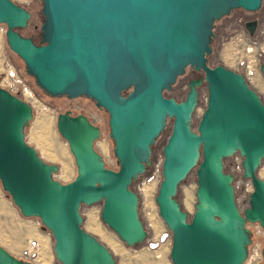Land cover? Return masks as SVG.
Masks as SVG:
<instances>
[{
    "label": "water",
    "instance_id": "water-1",
    "mask_svg": "<svg viewBox=\"0 0 264 264\" xmlns=\"http://www.w3.org/2000/svg\"><path fill=\"white\" fill-rule=\"evenodd\" d=\"M263 0H42L41 44L21 35L31 17L12 0H0L6 41L27 74L48 95L85 96L109 114L118 170L95 150L100 128L83 115L58 114L57 129L74 157L76 176L62 183L56 164L41 159L25 141L32 107L0 87V182L25 217H38L53 238L61 264H116L112 252L81 224L82 205L102 203L101 219L128 246L147 231L131 184L151 164L152 147L172 120L162 146V179L155 196L171 231V264H244L251 243L247 222L264 229V102L243 74L211 67L215 21L241 8L257 11ZM250 36L257 21L247 20ZM186 67L204 72L207 104L191 126L203 78L188 83L185 98L170 91ZM264 76V62L260 64ZM128 93H125L128 91ZM238 153L253 191L241 211L234 175L223 160ZM197 166L192 218L177 200L181 182ZM264 264V247L262 249ZM0 264H32L0 245Z\"/></svg>",
    "mask_w": 264,
    "mask_h": 264
},
{
    "label": "rangeland",
    "instance_id": "rangeland-1",
    "mask_svg": "<svg viewBox=\"0 0 264 264\" xmlns=\"http://www.w3.org/2000/svg\"><path fill=\"white\" fill-rule=\"evenodd\" d=\"M19 6L30 12L31 17L25 28H18L17 31L25 37H37L41 33V26L44 22L42 15V0H12ZM259 20V27L253 36H250L244 28L247 20ZM6 25L0 23V87L5 88L2 81L5 70L11 66L16 70L24 82L34 92L37 101H26L32 107L33 117L25 127V141L35 148L41 159L50 164H56L59 170L54 173V178L62 183L72 181L76 176V165L74 157L69 150L67 141L60 135L57 129V116L60 113L69 111L71 115L83 114L89 121L100 128L101 135L95 141V150L102 156L106 167L118 170L119 164L114 156V142L110 138L108 124L109 114L103 108L97 107L94 100L85 96L69 99L66 96H50L39 88L33 76L27 74L23 60L10 50L6 36ZM214 36L211 40L212 52L207 56V64L211 67L223 65L224 67L245 73L246 65L249 63L257 74L258 81L246 79L249 86L253 88L264 102V76L260 72V64L264 62V0L257 11H246L241 8L234 9L231 13L215 21L213 28ZM197 71L186 67L185 72L179 75L172 85L170 91L164 90L167 97H173L176 101L185 98L188 90V82L197 75ZM129 91V90H128ZM198 103L192 114V128L196 130L200 118L207 104V86L202 84L199 89ZM172 120H167V126L156 140L153 146L151 164L146 172L137 180L133 181L131 188L139 198L138 212L148 236L151 235L144 203L147 197L154 198L156 193L147 194L143 189L145 184L151 185L155 182L158 168L162 165V146L171 133ZM224 169L234 175L233 186L235 201L238 208L243 211L248 206L250 191L249 181L243 178L242 157L238 153L223 160ZM197 166L188 174L186 179L180 183L177 191V200L182 209L187 213L190 220L193 216L196 204L197 189ZM258 175L264 180V158L258 168ZM152 191V189H150ZM102 203L82 205L80 213L83 218L82 228L94 235L112 252L116 264H171L169 248L151 250L144 242L128 246L118 235L110 229L101 219ZM254 234V226H251ZM46 236L45 248L42 245L41 264H61L54 255L53 238L48 229L43 228L38 217L23 216L18 207L12 202L10 195L2 188L0 182V245L18 254V249L34 238L35 233ZM264 244V241H263ZM21 253V252H20Z\"/></svg>",
    "mask_w": 264,
    "mask_h": 264
},
{
    "label": "built area",
    "instance_id": "built-area-1",
    "mask_svg": "<svg viewBox=\"0 0 264 264\" xmlns=\"http://www.w3.org/2000/svg\"><path fill=\"white\" fill-rule=\"evenodd\" d=\"M254 74L255 69L248 63L246 65V70L243 76L246 79H251L250 77ZM2 81L5 85L6 90L18 96L22 100L24 99L28 102L29 100H31L32 102L37 101L34 92L24 82V80L20 77L16 70L11 66H8L6 68ZM161 170L162 165L158 168L159 176H156V178L154 179L155 182L153 184V187L150 188L151 185L148 184H145L143 186V189L147 191V194H151L152 192L156 193L158 185L162 179ZM247 180L249 181L250 191L252 192L253 185L251 183V180ZM150 189H152V191ZM144 209L146 210V218L148 220V226L151 230L150 236H148L147 233V247L155 251L160 250L161 248L168 249L171 245V231L166 227V225L163 223L162 219L159 216L155 197H147L144 203ZM251 226H254L255 236H253V230H251ZM246 228L250 232L251 243L248 246V255L244 264H259L263 261L262 249L264 247V229L258 222H247ZM42 248L43 247L40 241L37 240V238H30L23 246L18 258L25 261H30L32 264H41Z\"/></svg>",
    "mask_w": 264,
    "mask_h": 264
},
{
    "label": "crops",
    "instance_id": "crops-1",
    "mask_svg": "<svg viewBox=\"0 0 264 264\" xmlns=\"http://www.w3.org/2000/svg\"><path fill=\"white\" fill-rule=\"evenodd\" d=\"M252 81H258V77H257V74H254L253 75V77H252V79H251ZM257 92V91H256ZM40 238V240L42 241V243H43V247L45 248V243H46V236L45 235H42V234H40V233H35L34 234V238ZM25 245V243L18 249V254L16 255V257H18L19 255H20V252H21V250H22V248H23V246ZM4 247V246H3ZM5 248V247H4ZM7 251H9L11 254H12V252L10 251V250H8L7 248H5Z\"/></svg>",
    "mask_w": 264,
    "mask_h": 264
},
{
    "label": "flooded vegetation",
    "instance_id": "flooded-vegetation-1",
    "mask_svg": "<svg viewBox=\"0 0 264 264\" xmlns=\"http://www.w3.org/2000/svg\"><path fill=\"white\" fill-rule=\"evenodd\" d=\"M253 20H256L257 21V26H256V31H257V29H258V27H259V20H257V19H253ZM244 28H245V25H244ZM245 30H246V28H245ZM247 31V30H246ZM255 31V32H256ZM247 33H248V31H247ZM249 34V33H248ZM198 73H197V75H194V77L192 78V79H198V78H203V82H202V84H205V82H204V72L203 71H197ZM192 79H190V80H192ZM189 80V81H190ZM189 83V82H188ZM201 84V85H202ZM156 144V143H155ZM152 149H153V147H152ZM153 155V151H152V154H151V156ZM147 168H148V166H147Z\"/></svg>",
    "mask_w": 264,
    "mask_h": 264
},
{
    "label": "trees",
    "instance_id": "trees-1",
    "mask_svg": "<svg viewBox=\"0 0 264 264\" xmlns=\"http://www.w3.org/2000/svg\"><path fill=\"white\" fill-rule=\"evenodd\" d=\"M34 42L35 44L37 45H40L41 44V33L40 35L37 37V39H34L33 37H30ZM129 91H126L125 93H128Z\"/></svg>",
    "mask_w": 264,
    "mask_h": 264
},
{
    "label": "bare ground",
    "instance_id": "bare-ground-1",
    "mask_svg": "<svg viewBox=\"0 0 264 264\" xmlns=\"http://www.w3.org/2000/svg\"><path fill=\"white\" fill-rule=\"evenodd\" d=\"M159 186V185H158ZM157 190H158V188H157ZM156 193H157V191H156ZM171 246V245H170ZM169 249H170V247H169ZM45 264H46V262H45Z\"/></svg>",
    "mask_w": 264,
    "mask_h": 264
}]
</instances>
